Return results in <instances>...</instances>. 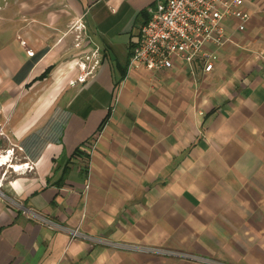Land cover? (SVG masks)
Segmentation results:
<instances>
[{"label": "crops", "instance_id": "obj_1", "mask_svg": "<svg viewBox=\"0 0 264 264\" xmlns=\"http://www.w3.org/2000/svg\"><path fill=\"white\" fill-rule=\"evenodd\" d=\"M3 1L0 264H264V0H243L244 31L225 21L211 71L197 57L130 75L155 0ZM90 49L98 66L71 86Z\"/></svg>", "mask_w": 264, "mask_h": 264}, {"label": "built area", "instance_id": "obj_2", "mask_svg": "<svg viewBox=\"0 0 264 264\" xmlns=\"http://www.w3.org/2000/svg\"><path fill=\"white\" fill-rule=\"evenodd\" d=\"M227 19L237 21L238 31L242 32L246 29L249 13L243 0H155L153 12L149 19L140 26L138 36L131 43L126 75L142 70L149 72L168 70L171 68L172 61L191 64L197 57L204 60L203 71H211L213 63L218 59V50L229 42V34L224 27ZM68 31L74 34V49L80 50L87 46L89 41L85 38L83 23L75 22ZM98 56L97 49L87 50L81 55L78 64L80 74L76 79L70 81L71 86L83 83L93 75L99 64ZM93 149L94 145L92 144L90 151ZM10 151L7 150L5 155H8ZM12 153L13 151H11L10 157L14 156ZM23 165L25 170H32L28 163ZM13 169L15 170V167ZM16 206L27 217L41 224L65 230L70 238L94 240L81 232L78 227L67 228L57 225L30 208L17 203ZM104 242L132 251L141 250L178 256L181 259L205 261L187 252Z\"/></svg>", "mask_w": 264, "mask_h": 264}, {"label": "trees", "instance_id": "obj_3", "mask_svg": "<svg viewBox=\"0 0 264 264\" xmlns=\"http://www.w3.org/2000/svg\"><path fill=\"white\" fill-rule=\"evenodd\" d=\"M47 73H48V70H45L42 74H40L37 78H35V80H42L43 78L46 77Z\"/></svg>", "mask_w": 264, "mask_h": 264}, {"label": "rangeland", "instance_id": "obj_4", "mask_svg": "<svg viewBox=\"0 0 264 264\" xmlns=\"http://www.w3.org/2000/svg\"><path fill=\"white\" fill-rule=\"evenodd\" d=\"M4 1L3 0H0V7H4ZM8 4L10 5V8H12V1H9ZM5 7H7V4L5 5ZM9 8V7H8Z\"/></svg>", "mask_w": 264, "mask_h": 264}, {"label": "bare ground", "instance_id": "obj_5", "mask_svg": "<svg viewBox=\"0 0 264 264\" xmlns=\"http://www.w3.org/2000/svg\"><path fill=\"white\" fill-rule=\"evenodd\" d=\"M6 161H8V160H6ZM3 164H5V163H4V162H1V163H0V165H3ZM11 167H12V166H11ZM15 170H19V168L16 166V167H15Z\"/></svg>", "mask_w": 264, "mask_h": 264}, {"label": "clouds", "instance_id": "obj_6", "mask_svg": "<svg viewBox=\"0 0 264 264\" xmlns=\"http://www.w3.org/2000/svg\"><path fill=\"white\" fill-rule=\"evenodd\" d=\"M12 155H13V153H12Z\"/></svg>", "mask_w": 264, "mask_h": 264}]
</instances>
